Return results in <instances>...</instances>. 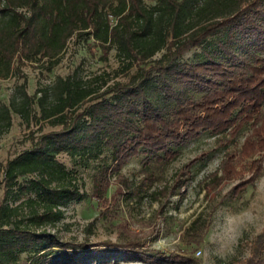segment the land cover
Returning a JSON list of instances; mask_svg holds the SVG:
<instances>
[{
  "label": "trees",
  "instance_id": "1",
  "mask_svg": "<svg viewBox=\"0 0 264 264\" xmlns=\"http://www.w3.org/2000/svg\"><path fill=\"white\" fill-rule=\"evenodd\" d=\"M73 38L91 53L99 49L100 60L113 50L115 74L128 78L109 83L106 72L84 75L78 65L30 93L22 65L36 62L50 70ZM195 48L196 59H182ZM12 76L23 80L0 101V136L11 129L15 114L30 130V144L0 160V264H88L120 257L191 264L194 259L183 253L144 249L132 231L121 242L96 244L62 240L48 226L62 218L63 206L87 196L106 207L117 194L127 202L158 199L168 187L148 193L157 178L153 164L174 159L178 146L203 131L233 142L249 126L237 152L225 154L209 173L206 192L212 183L234 178L244 189L261 170L264 0H0V79ZM45 125L53 128L45 131ZM60 153L84 167L98 161L90 194ZM139 153L144 175L135 181L121 167ZM206 157L201 151L182 165L172 193H180L193 177L191 167ZM245 170L250 176L242 179ZM112 184L115 190L106 196ZM203 223L196 218L189 228L199 233ZM251 248L248 257L219 264H264V231Z\"/></svg>",
  "mask_w": 264,
  "mask_h": 264
},
{
  "label": "rangeland",
  "instance_id": "2",
  "mask_svg": "<svg viewBox=\"0 0 264 264\" xmlns=\"http://www.w3.org/2000/svg\"><path fill=\"white\" fill-rule=\"evenodd\" d=\"M152 1L146 0L148 3ZM199 51V48L191 49L184 53L182 59H196L195 53ZM99 54V49H95V52L91 53L84 42L76 41L73 38L69 41L59 63L53 65L50 70L46 68V64L43 67H38L36 62L22 65L21 70L27 80V90L33 93L39 84L49 83L56 75L64 76L78 65L84 75L106 72L109 83L113 80L128 78V75L122 72L115 74L118 61L113 50L105 61L99 59ZM133 70L134 68L130 73ZM22 80L23 78L18 79L17 76L0 79V101H7L14 83ZM34 128L36 126H33ZM52 128L45 125L44 130ZM29 131L21 122L20 117L13 114L11 129L0 136V160L5 161L27 147L30 144ZM248 131L249 126H244L233 142H228L226 139H222L221 142L216 141V135L209 131H203L199 134L200 136L178 146L179 152L174 159L166 164H153L157 178L148 188V193L151 191L157 193L162 187H168L164 194L157 193L158 199L156 200L147 195L141 200L127 202L117 194L113 204L106 207L92 196H87L84 200L72 201L63 206L62 218L54 228L48 226V229L62 240L77 242L88 240L96 244L105 240L121 242L125 237H128L129 231H132L145 242L144 249L162 250L167 254L183 253L194 259L191 264H219L232 257H248L252 251V244L257 236L264 231V220H261L250 231L245 232L234 249L223 254H220L215 243L210 242L209 233L213 228L220 227L228 212H239L247 209L250 205L253 208L264 207V156L257 177L244 189L237 188L240 178L225 179L219 184L212 183L214 188L211 192H206L203 188L205 181L212 180V176H208L209 173L220 167L221 159L225 154L237 152ZM201 151L207 153L206 159L191 167L193 177L180 189V193H172L171 186L179 176L182 165L196 157ZM58 157L69 169L74 171L79 182H83L81 188L90 194L92 175L96 171L98 161L92 160L88 166L84 167L72 161L64 153H60ZM143 157L142 153L131 156L122 165L121 173L138 181L144 175ZM253 158H246V161ZM249 176L250 172L245 170L242 179ZM115 187V184L110 185L105 195H111ZM2 197L1 192L0 201ZM196 218H200L202 223L204 222L203 231L199 233L192 232V229L189 228ZM189 238H196L198 242L188 245L186 241ZM114 249L116 248L114 247ZM21 256L25 257V254ZM88 264L156 263L136 257H120ZM158 264L181 263L171 261Z\"/></svg>",
  "mask_w": 264,
  "mask_h": 264
},
{
  "label": "clouds",
  "instance_id": "3",
  "mask_svg": "<svg viewBox=\"0 0 264 264\" xmlns=\"http://www.w3.org/2000/svg\"><path fill=\"white\" fill-rule=\"evenodd\" d=\"M261 220H264V207L253 208L251 205L239 212H228L218 229L213 228L209 240L215 243L220 254L236 247L245 232L250 231Z\"/></svg>",
  "mask_w": 264,
  "mask_h": 264
}]
</instances>
